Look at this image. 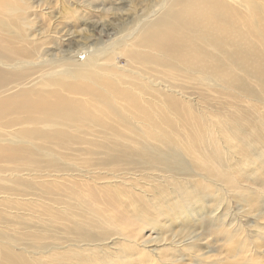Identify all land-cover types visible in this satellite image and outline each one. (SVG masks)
<instances>
[{
	"label": "rangeland",
	"instance_id": "1",
	"mask_svg": "<svg viewBox=\"0 0 264 264\" xmlns=\"http://www.w3.org/2000/svg\"><path fill=\"white\" fill-rule=\"evenodd\" d=\"M76 1L60 39L41 46L38 24L17 44L113 52L92 64L98 76L75 72L78 94L54 77L43 85L50 103L64 88L82 117L43 124V141L19 160L25 171L0 161V191L11 197L9 206L0 198V213L11 211L0 214V264H264V190L230 175L217 142L219 120L235 108H264V0ZM17 2L0 0L3 12ZM91 22L92 38H82ZM35 162L44 178L27 182Z\"/></svg>",
	"mask_w": 264,
	"mask_h": 264
},
{
	"label": "bare ground",
	"instance_id": "2",
	"mask_svg": "<svg viewBox=\"0 0 264 264\" xmlns=\"http://www.w3.org/2000/svg\"><path fill=\"white\" fill-rule=\"evenodd\" d=\"M53 1L55 5L60 7V10L55 14L47 10L49 8L43 4V0H18L17 3L21 4L11 6L9 10L5 9L4 12L0 3V12L8 17L1 25L5 28L0 34V161L9 165L11 171H25L24 164L19 160L29 161L27 147L36 145L32 140L43 141V124L47 125L49 122L69 116L70 111L77 112L82 117L77 109L78 102L70 95L67 96L68 98L63 95L64 88H60L62 87L61 84L69 88L70 94L80 93L82 86L73 80L78 78L75 72H90L98 76V73L93 72L92 64H97L98 68L102 65L105 66L106 64L100 63V61L107 54L113 52L100 48L99 50L93 49V52L90 51L89 54L82 56L81 54H84L87 49L81 46L73 49V46L70 45L68 49L59 50L58 53L45 48L46 51L43 53V48L41 51L35 47L36 45L31 50L25 48L29 42L18 45L17 40L21 37L27 40L31 30L38 24L44 29V34L42 32L41 39H39L41 46H43V37L47 45L52 40L60 39L59 34L63 31L60 22L65 19L70 20L78 15L82 7L76 0ZM242 1L240 0V2ZM241 5L249 11L262 7L258 2L251 6ZM155 12L156 10H153L151 13ZM262 12H264V8ZM102 22L106 23L105 21ZM93 23L86 24L88 28L85 26L82 38H92V27L95 28ZM119 41L121 40L117 42ZM117 42L112 45H117L122 50L123 46ZM226 53L228 59L235 61L236 66H243V54H240L237 49H232ZM63 62H66L68 66H61ZM219 66L223 67L222 64ZM211 69L217 71L218 66L211 64ZM43 72L45 73L43 74ZM257 73V79L264 80V78L259 77V72ZM262 74L264 76V72ZM53 77L58 82L54 84L60 86L54 91L52 90L53 96L60 97V100L50 103L43 96V85H50ZM229 78L235 87L247 88L245 82L237 84L233 73L230 74ZM103 101L107 103L106 98ZM254 104L241 107L239 112L235 108V113L227 115L222 121L219 120L217 142L221 154L227 161L230 175H234L235 178L244 181V183L251 181L252 184L246 183V185H254L263 191V181L259 176L264 175V108ZM15 139L20 148L12 150ZM30 152L34 154L33 151ZM33 164V167L26 174L29 178L31 177V180L27 182L34 180L40 182L44 178L43 167L40 163L35 162ZM2 172L3 165L0 164V178L3 177L6 180L5 176L8 175H2ZM46 180L48 181V178ZM0 193H3L0 198H5L3 203L9 206L10 195L4 191H0ZM138 194L130 196V200L137 201L139 199ZM9 210L5 209L4 213H0L1 216L8 212L11 213Z\"/></svg>",
	"mask_w": 264,
	"mask_h": 264
}]
</instances>
